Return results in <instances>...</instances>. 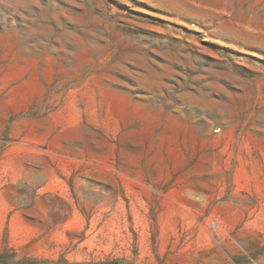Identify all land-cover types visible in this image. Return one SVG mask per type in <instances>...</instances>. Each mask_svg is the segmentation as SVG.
<instances>
[{"label":"rangeland","instance_id":"374dc122","mask_svg":"<svg viewBox=\"0 0 264 264\" xmlns=\"http://www.w3.org/2000/svg\"><path fill=\"white\" fill-rule=\"evenodd\" d=\"M0 264H264V0H0Z\"/></svg>","mask_w":264,"mask_h":264}]
</instances>
